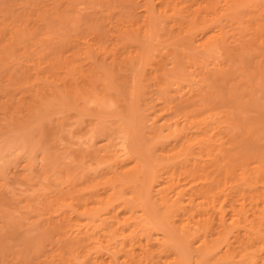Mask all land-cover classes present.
I'll list each match as a JSON object with an SVG mask.
<instances>
[{"label":"rangeland","instance_id":"rangeland-1","mask_svg":"<svg viewBox=\"0 0 264 264\" xmlns=\"http://www.w3.org/2000/svg\"><path fill=\"white\" fill-rule=\"evenodd\" d=\"M119 2L0 0V264H68L69 258L73 259L69 264H87V257L99 255L108 260L114 254L117 264H126V257L131 258L134 252L132 259H139L138 253L148 246L149 253L157 252L162 261L172 264L170 242L182 236L177 224L173 226L160 216L165 215L160 211L164 207L159 204L157 208L152 201L155 205L151 207L144 203L153 209V216L156 212L163 220L161 224L157 217L153 225L150 217V223L143 222L146 226L140 223L135 234L141 236L139 243L147 242L145 248L138 241L128 248L114 244L115 238L108 240L115 231L106 219L109 207L117 210L118 216L127 217L123 225L128 230L141 222V203L131 200L130 192L140 184L146 187L155 167L167 170L164 164L175 162L177 168L183 167L180 163L186 155L170 157L165 151L185 136L186 142L195 143L193 148L211 145L213 155H218L212 169L208 168L214 174L223 173L229 164H236L237 171L238 159L231 161V157L238 156L240 161L264 158V137L250 125L264 120V0H154L158 24L150 32L143 30V6L137 10L138 22L131 25L130 18H134ZM238 7L234 17L232 11ZM220 27L222 39L205 50L206 34ZM141 44H148L153 53L143 64L135 50ZM134 70L146 75L140 77ZM163 74L169 82L160 86ZM183 96H195L192 103L200 100L189 106L191 112L179 105ZM162 101L167 103L163 110ZM199 119L203 123H198ZM125 137L136 146L134 153L144 158L137 168L129 153H123ZM115 154L118 165L114 164ZM107 190L113 193L110 200L88 213L84 200L103 197ZM58 195L62 198L56 199ZM62 211L72 222L67 235L66 227L55 230L53 226L54 232L47 222L57 220ZM149 227H157L153 236L149 234L154 239H147L151 244L143 239L148 238ZM216 237L212 236L209 244L216 247L209 250L204 249L207 245L181 242L191 260L199 255L205 264H223L211 255L224 247ZM157 238L160 244L165 240L167 247L162 248ZM87 252L92 257L86 256ZM157 254L152 262L158 260Z\"/></svg>","mask_w":264,"mask_h":264},{"label":"bare ground","instance_id":"bare-ground-1","mask_svg":"<svg viewBox=\"0 0 264 264\" xmlns=\"http://www.w3.org/2000/svg\"><path fill=\"white\" fill-rule=\"evenodd\" d=\"M119 1L121 2V4H125L126 5V6L125 5H122V7L127 8L129 15L134 18V19L130 18V16L127 14V16H129V18H130V20L132 22V23L130 22L131 25H133L134 23H136V21L138 22V20L136 19L137 18L136 17V14H138L137 13V10H138V8L140 6H143L145 8V16H143L144 17V19H143L144 20V24H143L144 25V29L143 30L145 32L153 31V28H154L153 26H155L156 24H158L157 23V20H156L157 17L153 13L154 11H156V10H153V8H154L155 5L152 2H154V0H119ZM142 1H143V4L141 5L140 3ZM170 2H174V0H170ZM111 3H112V1H111ZM173 5H175V4H173ZM106 6H108V4ZM110 7H111V5H110ZM112 7H113V5H112ZM100 8H102V6H100ZM238 10H239V7L233 9L232 15L234 17H236L238 15ZM125 11H126V9H125ZM104 14H106V13H104ZM143 15H144V13H143ZM121 18H123V17H121ZM127 19L124 18V21L125 22H128ZM124 21H123V23H124ZM137 27H138V25H137ZM139 29H140V27H139ZM140 30H142V28ZM129 32L130 31H128L125 36H127V34ZM152 33L155 34L156 36L158 34V33L156 34L155 31L152 32ZM119 34H120V32H119ZM132 34L134 35V33H132ZM146 34H149V33H146ZM123 35H124V33H123ZM155 35H154V37H156ZM206 35L207 36H206L205 43H203L204 46H205L204 48H206L205 50H210L213 42L222 39L223 29L221 27L219 29H217V30H214L213 29L211 32L207 33ZM119 37H120V35H119ZM147 39L148 38H146L145 42L146 41L147 42L149 41V39L148 40ZM154 39H156V38H154ZM138 40L141 41L142 38L141 39H138ZM138 40H137V42H138ZM138 44H139V42H138ZM149 47L150 46H148V44L142 45V47H139V48L136 45L135 50H137V52H139L138 55L140 54L139 56L137 55V57H139L138 60H141V63L142 64L144 63V61L145 62L146 61L148 62L149 59H150V57H152V54L153 53L151 54V49ZM152 51H153V49H152ZM73 53L74 54L72 56H75V52H73ZM144 59H148V60H144ZM138 60H137V62H138ZM131 63H133V62H131ZM128 65H130V64H128ZM177 66H179V65H177ZM130 68H131V66H130ZM67 69H69V68H67ZM133 69H134V67L132 68V70ZM219 70H222V67H219ZM134 71H136V70H134ZM138 72H140L138 74L140 77L146 75V74H144V72L141 73L142 71H139V70H137L135 73H138ZM166 73H168V72H166ZM166 73H165V75L167 76ZM207 73H208V71H206L205 74H207ZM142 74H144V75H142ZM165 75H164L165 78L162 76V80L163 81L160 78V83H161L160 86H162V84H163L162 82H164V84L166 83V85H167V81L169 79H168V77L166 78ZM131 78H133V76ZM134 78H135V76H134ZM137 79L139 81V78H137ZM165 79H166V82H165ZM130 81H131V79H130ZM159 90H160V88L158 89V91ZM69 91L67 90V92H69ZM159 92L163 96H165V94H166L164 92L162 94L161 91H159ZM191 95H193V94H191ZM195 96H193V97L195 98ZM155 97H157V96H155ZM193 97H191V98H193ZM191 98L189 99L188 97H186V98L184 97V99L181 100L180 103H179L180 106L183 105V107L185 109H188L189 110L188 112H191L190 109H189V106H193L194 103L197 100H199V99H197L196 101L194 100L195 102L192 103ZM161 99L159 98V100H161ZM164 101H162V102H164ZM199 101H197V102H199ZM204 102L206 103L207 101L205 100ZM205 103H203V105H205ZM162 104L163 105H161V110H163V109H165L167 107V103L164 102ZM170 104H171V100H170V102H168V107H170L169 106ZM201 104H202V102H201ZM175 106L178 107V105H175ZM172 109H173V107H172ZM177 109H175V110L177 111ZM173 112H175V111L174 110L172 111V113H171L172 115H173ZM185 114H187V112ZM172 117H174V116H172ZM198 118H199V116L197 117V119ZM194 122L196 124L197 120H195ZM198 123H203V122H202V120L199 119ZM250 125H251V129H253V130L254 129H257V131H261L260 132L261 133L260 135H262L264 137V120L261 121V122L260 121H257V120L252 121ZM199 127H197V128H199ZM136 130H137V128H136ZM193 131H195V130H193ZM202 131L204 132V130H202ZM187 134H188V132H187ZM201 136H202V134L200 135V137ZM201 138H199V141H201L202 139L204 140V138H206V137L203 136V138L202 139ZM125 139H124L125 141L122 139L123 140V142H122L123 144L121 143L123 145V147H124L125 150L122 149L124 152L123 151H119V152L120 153L123 152L125 154L126 153L127 154L129 153V156L132 157V160L134 161L133 162L134 168L135 167L137 168V167H139L140 164L142 165V163L144 162L143 161L144 158H142L140 156V154L138 155L137 154L138 152L137 153L136 152L134 153L133 149H135V151H136L137 148H136V146H133L134 148L132 147L131 138H130V140H128V138L125 137ZM186 139H187V137L185 136L183 140H180L181 142L179 141V144L178 143H175V144L172 145V147L170 146V149L167 148V150L165 151V152L169 153V156L170 157H176L177 155L180 156L181 154L186 155L185 156L186 159L183 160L182 163H180L182 165L184 164L183 165V167L185 166L184 168L183 167L182 168H180V167L177 168L176 166H174L176 164V162L173 165H171V164L165 165L164 164V167H167V168L169 167L168 168L169 170L167 168H165L167 170H163L162 168H158V167H155V165H153V167L151 169H153L155 167V170H153V171L151 170V179L148 181L149 183L146 182L147 183L146 184L147 186L144 187L142 184H140L139 186H137V188L135 187V191H131L130 192L131 193L130 196H132V195L133 196L132 197H129V198L131 200L134 198L133 199L134 202L139 199V202L141 203L140 206H141V208L143 210L142 216L139 214L141 216L140 217L141 222H137V224H136L135 227L129 228V230H128V228L123 225L124 220L127 217L124 218L123 216H121L122 217L121 218L120 216H118V214H119L118 211L117 210L114 211L112 208H111L112 209L111 210L110 207L105 212V213L110 212L106 216V219L108 217L109 220H111V222L113 223V225L111 224V226H113V230L115 228V231L113 232V235H111L108 240L110 241L112 238H115L116 241H115L114 244H117V245L119 244L121 247H127V246H128V248L129 247H134V244L136 243V241L139 240L138 238H141V236H139L138 233L135 234V232L137 230H139L140 223H141V225L143 224L144 221H146L145 222L146 224L148 222L150 223L151 221H147V219H149L150 217H151V220L154 221L157 217H159V219H160V216L161 217H164L165 216L164 217V220H166L165 222H169L170 221L171 225H173V226H176V224H177L176 228H179L177 230H179V233L182 236L181 238L179 237L180 240H176L177 238H175L176 242H174V241H173V243L170 242L173 245L172 246L173 247L172 248V252L174 253V255H173L174 256V260H173V257H172V259L169 257L170 261H174V263H172V264H188V263L189 264H205L206 262L205 261H202V259H200L202 257H199V255H197L195 259H192L191 260L190 257L187 254V251H186L184 245H182V244H184L182 242L184 240L185 242H196V243H198V245H207V246L204 247V249L207 250L206 249V247H207L208 250H209V249H213L214 247H216V246L212 247L213 245H209L210 244V241L213 239L212 236H215V235L217 237L214 238V240L218 241L220 243V245H222L224 247H223V249L219 248V251L220 252H218L217 250H215V251L218 252V254L215 253L217 255L211 254L212 256L214 255V257L216 256L215 258L213 257L214 260H220L221 262H223V264H264V158L254 159L252 161H250V160L240 161L238 156L235 157V158L234 157H231L230 158L231 161L232 160L233 161H237V159H238L237 162H239V163L237 165H238V168L239 169H237V171L239 170V172H237L235 170V168H236L235 165L236 164H232V165L229 164L227 166L228 169L226 168L225 171H223V173L221 172L222 171L221 170L222 167L219 166L221 171L219 170V167H217L220 172L216 173L217 171L214 170V171H216L215 174H214L211 171H209L208 168H210L212 165H214V163L216 162L215 157H217L218 155L217 154L215 156L213 155L214 149L211 148V145H209V148H208V146H206L205 149L202 146H200L199 148H196V147L193 148V146H194L193 143L194 142L193 143H188V142H186ZM191 139H193V138H191ZM193 140H198V138L197 139L195 138ZM124 143H125V145H124ZM250 144L251 143L249 142V145ZM131 149H132V151H131ZM205 151H206L207 154L205 155V153H204V155L207 158H205L204 155L201 154V153H203ZM148 155H150V154L148 153ZM181 156H183V155H181ZM115 157H116V154L114 155L113 158H115ZM110 158H111V156H110ZM117 158H118V156L115 159H113L116 162V163H114L115 165H118V163H117L118 162V159ZM151 161H152V158H150V162ZM154 162H157V160L154 161ZM149 164L152 165L154 163H149ZM133 165H132V167H133ZM176 165H178V164H176ZM186 167H188V169ZM210 169H212V168H210ZM235 171L237 173H234ZM133 172H135V171L133 170ZM122 182H124V181H122ZM126 182H127V179H126ZM157 186H158V188H156ZM155 189H156V191H154ZM153 191H154V193H153ZM112 194L113 193H108V190H107L106 192L103 193V197L95 196L97 198L94 199V198H90L89 197L90 199L89 198L86 199L87 201L84 200L85 201V205L87 206V210L90 209V211L88 213H90L92 210L98 209V208H96V206L98 207L101 203H104L105 201L107 202V200H110ZM69 195H70V193H69ZM64 196L63 197L66 198V195H64ZM57 197H59L58 199H61L62 198V197L60 198L59 195L56 196V199H57ZM130 199H129V201H130ZM150 201H152L153 203L155 202V204H157V206H156L157 208L159 207L158 206L159 204H160V206L164 207V210H160V211H163V212L165 211L164 212L165 215H163V213H162L163 216L162 215H160V216L159 215L158 216L155 215L156 214L155 209H157V208H155L154 209V212L155 213H154V216H153L151 214L152 213L151 210L153 211V209L150 208V210H149L148 209L149 207H147V205H148L147 203H150V207H151V205L154 206L155 204L151 203ZM145 202H147V203L144 204ZM90 204L92 206L91 208L88 207V206H90ZM107 206H105V207H107ZM126 207H132L133 209H135V207L133 205H129V204H127ZM137 210H139V209H137ZM137 210H134V211H137ZM128 213L130 214L131 213V210ZM157 213H158V211H157ZM90 214H92V213H90ZM133 214H134V212H133ZM49 215H50V213H49ZM250 215L252 216V218H251L252 220L251 221H249V216ZM152 216L153 217L156 216V217L153 219ZM166 217H168V218H166ZM123 218H124V220H123ZM169 218H170V220H167ZM162 221L163 220L160 219L161 224H163ZM47 222H48V225L51 226V228L53 230H54V227L56 228L55 230H60V227H62V229L64 227H66V228L63 229V231H64V233L66 235L68 233H70V231H68L69 228H71L70 230H72V227H71L72 226V222L70 221V218L68 217V213L66 211H64L63 214H61V216L58 217L57 220L51 221L49 219V221H47ZM160 222H158V223H160ZM154 223H157V222L154 221L152 224L154 225ZM102 224H104V223H102ZM132 224H133V222H132ZM143 225H145V224H143ZM46 226H47V223H46ZM156 226H157V224H156ZM215 226H217V227H215ZM149 228L151 229V227H149ZM149 228H148V230H149ZM156 228L157 227H153V230L156 231L155 230ZM216 228H217V230L214 231V229H216ZM45 229H46V227H45ZM55 230H54V232H55ZM151 230H149V232L147 231L148 233L146 232L148 238H146L145 236H143L144 237L143 239H145L146 241H148L147 239H149L151 237V236L149 237V234L150 233L152 234V236L154 234L153 230L152 231ZM66 231H68V232L66 233ZM164 231H165V229H164ZM59 232L60 231H58V234H59ZM87 232H89V231H87ZM177 233H178V231H177ZM104 235H106V234H104ZM60 236H61V233H60ZM166 238L168 239V237H166ZM172 238L174 240V237H172ZM72 239L73 238H71L70 241H72ZM151 239H154V237L153 238L151 237ZM155 239H156V237H155ZM157 239H158V243H159V238H157ZM74 241L75 240L73 239V242ZM163 241H164L163 243L161 242V244L160 243L159 244L160 245L163 244L162 248L163 247H167L166 246L167 242H165V240H163ZM143 242L144 243H141V241H140V243H139V241H138L137 243H139L141 245L143 244L142 246H143V248H145L144 245L146 246L147 245V242H145V241H143ZM150 242H151V240H150ZM153 242H154V240H153ZM74 243L78 245L77 241L74 242ZM148 243H149V241H148ZM156 243H157V241H156ZM149 244H151V243H149ZM159 244H157V245H159ZM72 245H74V244H72ZM72 245H71V247H72ZM52 246H53V244H52ZM120 246H118V248ZM152 246H154V245H152ZM169 246L171 247V245H169ZM84 247H86V246H84ZM111 247H113V246H111ZM148 247L146 248V250L149 249ZM131 249L132 248H130L129 250H131ZM134 250L135 249L133 248L132 249V252ZM146 250H144L145 252H143V250H142V253H144L143 255H142L141 252L138 253V254H141V257H139V259L138 258L132 259L133 258V254H136L134 252H133V254H131L132 256L129 254L131 256V258H128L127 259V257L125 256L126 259H124V261L127 260L125 263L126 264H166V261L165 260L162 261L160 259L161 257L158 256L159 253L157 254V252H154V253H155V255L157 254V257H159L158 260L160 259V262L158 260L156 262H152L151 259H153L155 257L153 255L154 253H149L150 250H148V252ZM113 252L115 253L114 250H113ZM119 252H120V250L117 253H119ZM91 253H92V250H91ZM121 253L123 254V252H121ZM124 253L126 254L127 252L125 251ZM213 253H214V251H213ZM88 254L89 253L87 252L86 256ZM102 254L104 255V253H102ZM110 255H112V254H110ZM114 255L117 256V254H114ZM169 255L172 256V254H169ZM63 256L65 257V255H63ZM88 256H90V255H88ZM113 256H110V258H108V260H105V258H101L99 255H97L96 258H89V257H87L89 261L84 256L82 257V259L83 258L86 259L84 261H86V262L88 261L87 264H117V262L115 260L116 256H115V258H113ZM64 257L63 258L61 257L63 259V261H62L63 263H64ZM90 257H92V256H90ZM134 257H137V256L134 255ZM165 258H168V257L167 256L164 257V258L162 257V259H165ZM197 258H199V259H197ZM66 259H67V257H66ZM70 259H72V258H69L68 259L69 263H70ZM214 264H217V262H215ZM219 264H222V263H219Z\"/></svg>","mask_w":264,"mask_h":264}]
</instances>
